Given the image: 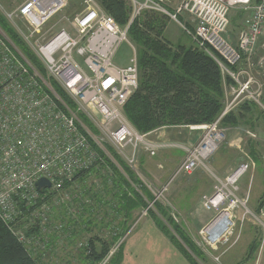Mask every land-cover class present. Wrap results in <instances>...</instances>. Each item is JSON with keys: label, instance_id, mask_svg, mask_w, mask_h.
Listing matches in <instances>:
<instances>
[{"label": "built area", "instance_id": "2783aa9c", "mask_svg": "<svg viewBox=\"0 0 264 264\" xmlns=\"http://www.w3.org/2000/svg\"><path fill=\"white\" fill-rule=\"evenodd\" d=\"M129 2L130 19L126 25H121L98 0H82V8L71 19L70 27L51 30L43 39L42 28L68 5V0H24L14 10L5 12L6 19L39 59L50 79L77 105L76 111L71 109L49 79L0 31V217L33 256L45 255L53 197L61 198L57 202H68L70 212L91 205L92 199L84 196L80 184L87 175L96 176L97 204L90 207L94 210L101 204L98 198L102 200L106 193L99 186L100 178L104 176L107 183L114 186L117 175L113 165H120L105 143L128 165H136L141 152L155 156L160 150L177 147L185 153L177 175L191 173L218 151L226 136L222 125L225 115L245 103L264 106L262 84L251 68L264 32V0H180L176 7L175 0ZM145 11L176 20L193 41L216 60L223 75L232 80L226 84V105L222 114L213 123L188 127L204 131L194 144L168 141L157 134L170 128L167 126L142 133L125 113V105L137 90L140 79L138 52L130 40L129 28ZM234 11L245 13L249 18L247 30L237 44L228 36ZM181 15L189 16L193 29L179 21ZM124 41L132 44L134 55L128 65L120 66L114 62V56ZM78 112L86 115L100 134H93ZM244 131L248 137L257 138L251 129ZM153 134H157L154 139ZM253 165V161L242 163L228 176V183H236ZM41 178L47 179L51 186L38 188L36 183ZM77 180L83 182H78L73 189L81 191L78 200L70 198L69 194ZM115 202L112 204L119 213L120 198ZM223 203L228 206L213 218L210 226L217 224L225 214L231 224L216 240H210L213 245L222 241L233 227L232 210L246 205L247 200L240 199L231 190H217L204 196V204L210 209ZM25 221L27 232L20 229ZM84 221L78 227H85ZM64 227L69 229L70 223ZM126 235L113 234L118 239L101 263L110 264ZM90 239L85 240L86 255L91 252ZM29 244L43 249L34 255Z\"/></svg>", "mask_w": 264, "mask_h": 264}, {"label": "rangeland", "instance_id": "374dc122", "mask_svg": "<svg viewBox=\"0 0 264 264\" xmlns=\"http://www.w3.org/2000/svg\"><path fill=\"white\" fill-rule=\"evenodd\" d=\"M23 1L0 0V12L5 16L6 10H14ZM81 1L68 0V5L42 28L41 39L47 36L51 30L62 26L70 27L71 19L82 8ZM179 2L180 0H175L174 7ZM231 18L228 36L233 44H237L247 30L249 18L248 15H239L237 12H233ZM178 19L186 27L193 29L188 15L178 16ZM165 36L174 44H194L191 36L174 19L169 18ZM130 40L137 48L131 36ZM133 55L132 44L129 41H124L115 53L114 62L120 66H126L130 63V58ZM252 62L254 64L251 67L252 74L262 84L261 98L264 104V32ZM45 76L46 79H50L46 70ZM258 107L256 113L253 112L254 116L259 117L256 125L251 127L249 123H243L242 119L240 124L233 129L225 126L226 136L218 151L206 161L205 165H201L191 173L182 172L177 175V169L185 156L184 151L177 147L160 150L155 156L141 152L142 155L136 165H128L124 162L126 166H120L119 170L124 173L127 171L125 167H128L137 177L138 185L132 183V186L136 188L133 189L141 192L144 196L146 193L148 195V191H150L154 196V200L146 197V207L140 206L133 210L127 224V219L121 210V201L119 213L112 202L114 200L117 202V197L121 199L122 192L131 188L121 189L117 182L111 187L107 183L108 180L104 176L101 177L99 186L106 193L102 200L98 198L100 206L91 210L90 207L96 203V176L87 175L82 180L84 183L77 180L70 190V198L79 199L81 191H73V189L78 182H82L81 190L84 196L92 199V204L84 205L83 208H76L75 211L70 212L68 202H57L61 198H52L51 202L54 205L49 212L51 224L45 236V255L42 257L38 255L40 260L43 264H91L89 260H86L85 240L99 238L106 239L111 243L113 234L119 232L121 234L123 229L128 227L127 232L135 227L134 233L130 234L137 236L143 233L145 223L148 221L147 217L151 216L152 219L161 221V225L167 226L171 235H175L182 241L169 221L180 226L181 230L194 242L198 251L203 253V257L196 256L201 264H264V120L261 123L259 121L264 113V106ZM254 127L258 131V138L245 135V129H255ZM203 132V130L178 127L161 130L157 134H161L168 141L194 144L201 139ZM157 134H153L152 139ZM105 146L108 149L106 143ZM255 151L256 157H254ZM251 161L255 165L250 166V169L236 183H228L227 178L231 173L242 163ZM217 190L234 191L240 199L247 200V203L232 210L233 227L222 241L213 245L207 234L203 233L204 228L214 217L222 213L228 203L210 209L204 204V196H210ZM247 195H249V200ZM156 202L162 205L163 211L167 213L166 217L162 216ZM135 211L137 212L134 213ZM83 219L86 226L78 227ZM26 223V221L22 222L20 227L23 232H27L28 227L25 226L28 225ZM68 223H70V228L65 229L64 226ZM56 224H62V227H56ZM70 235L73 237L70 238ZM36 236L40 238V234ZM81 243L84 245L82 246ZM28 247L34 255L39 253V249H43L42 246L34 244H29Z\"/></svg>", "mask_w": 264, "mask_h": 264}, {"label": "trees", "instance_id": "16d2710c", "mask_svg": "<svg viewBox=\"0 0 264 264\" xmlns=\"http://www.w3.org/2000/svg\"><path fill=\"white\" fill-rule=\"evenodd\" d=\"M98 1L119 24L128 23L132 10L129 0ZM168 20L165 14L145 11L129 28V34L137 45L140 79L137 90L125 105V113L142 133H148L163 126L174 128L213 123L225 108L226 84L232 83L230 78L223 75L216 60L196 43L174 44L169 40L165 36ZM0 29L40 74L46 77L45 69L39 59L1 12ZM49 82L70 108L76 111L77 105L59 84L53 79H49ZM251 107L259 108L256 104L245 103L237 110L225 115L222 125L238 126L247 112L251 111ZM78 116L93 134L98 135V129L86 115L78 112ZM108 149L120 166H126L112 147L108 146ZM113 167L117 174L118 186L121 189L131 188L122 192L120 199L121 210L127 219V224L133 210L140 206L146 207V197L154 200V196L150 191L144 196L141 192L134 190L136 188L132 186V183L138 185V180L128 167H125L127 171L124 173L119 170V167L115 165ZM156 206L162 216L166 217L167 213L163 211L162 205L156 202ZM22 208L24 209V204ZM157 222L162 224L161 221ZM169 223H172L183 242L175 235H171L167 226L161 225L163 230L170 235L192 264H201L196 256L203 257V253L198 251L194 242L181 230L180 226L171 221ZM128 228L123 229L121 235H125ZM117 239L118 236H113L110 243L105 239L91 238L89 241L91 252L86 255V260H89L91 264H100ZM119 252L110 264L118 262ZM40 259L39 256H33L27 250L0 217V264H43Z\"/></svg>", "mask_w": 264, "mask_h": 264}, {"label": "crops", "instance_id": "0c3cea01", "mask_svg": "<svg viewBox=\"0 0 264 264\" xmlns=\"http://www.w3.org/2000/svg\"><path fill=\"white\" fill-rule=\"evenodd\" d=\"M237 13L239 15L245 14L242 12ZM256 111V108L251 107V111L247 112V115L243 117V123H249L251 127H253L254 124L256 125V121L259 118L253 115V112L256 113ZM260 118L259 121L261 123V121L264 120V114H262ZM233 127L237 126H228L229 129H233ZM251 130L256 134L258 132L256 128ZM136 212L137 211L134 213ZM147 218L148 221L145 223V229L142 234L137 236L130 234L135 227L126 233V238L120 248L119 260L117 263L113 262L112 264H191L187 256L182 252L180 247L177 246L170 235L163 230L161 225L156 220L152 219L151 216Z\"/></svg>", "mask_w": 264, "mask_h": 264}, {"label": "bare ground", "instance_id": "6f19581e", "mask_svg": "<svg viewBox=\"0 0 264 264\" xmlns=\"http://www.w3.org/2000/svg\"><path fill=\"white\" fill-rule=\"evenodd\" d=\"M217 201V199H216ZM230 221L228 219V216L225 214L218 222L217 224H213L211 225V222L209 223V225L204 228V232L205 234H207L208 237H210L209 239L211 241H214L217 239V237L219 236L220 233L224 232L225 230H227V227L230 225ZM213 239V240H212Z\"/></svg>", "mask_w": 264, "mask_h": 264}, {"label": "water", "instance_id": "95a60500", "mask_svg": "<svg viewBox=\"0 0 264 264\" xmlns=\"http://www.w3.org/2000/svg\"><path fill=\"white\" fill-rule=\"evenodd\" d=\"M0 31L2 32L1 29H0ZM36 185H37L38 188H42V187H45V186H47V187L51 186L50 182L47 179H45V178H41L40 180H38Z\"/></svg>", "mask_w": 264, "mask_h": 264}]
</instances>
